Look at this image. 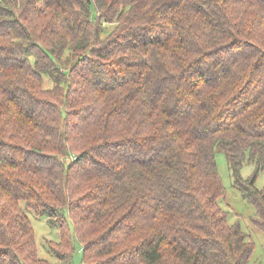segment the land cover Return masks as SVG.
Wrapping results in <instances>:
<instances>
[{
    "label": "trees",
    "instance_id": "16d2710c",
    "mask_svg": "<svg viewBox=\"0 0 264 264\" xmlns=\"http://www.w3.org/2000/svg\"><path fill=\"white\" fill-rule=\"evenodd\" d=\"M218 152L264 231V0H0V264H249Z\"/></svg>",
    "mask_w": 264,
    "mask_h": 264
},
{
    "label": "rangeland",
    "instance_id": "374dc122",
    "mask_svg": "<svg viewBox=\"0 0 264 264\" xmlns=\"http://www.w3.org/2000/svg\"><path fill=\"white\" fill-rule=\"evenodd\" d=\"M218 171L226 189V194L219 199L220 206L230 212L229 221L233 223L240 221L243 230L249 233L255 244V250L249 264H264V231L251 222V218L256 214V208L246 200L242 192L234 186L232 171L229 167L226 155L223 152L217 153ZM253 164H245L242 167V175L248 178L254 172ZM256 186L264 188V171L256 179ZM25 208V203H22ZM30 218L35 233V240L38 247L39 256L48 260L52 264H64L50 250L49 241L60 242V229L57 225H52L46 215H37L31 210L25 209ZM73 264H82V252L77 249Z\"/></svg>",
    "mask_w": 264,
    "mask_h": 264
}]
</instances>
